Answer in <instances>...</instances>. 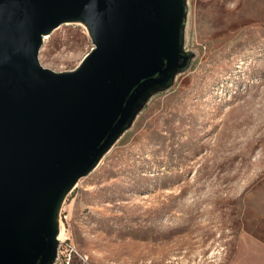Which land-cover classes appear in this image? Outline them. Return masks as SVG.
<instances>
[{"label":"rangeland","instance_id":"rangeland-1","mask_svg":"<svg viewBox=\"0 0 264 264\" xmlns=\"http://www.w3.org/2000/svg\"><path fill=\"white\" fill-rule=\"evenodd\" d=\"M93 47L65 22L40 64ZM188 66L61 199L53 264H264V0H186Z\"/></svg>","mask_w":264,"mask_h":264},{"label":"water","instance_id":"water-1","mask_svg":"<svg viewBox=\"0 0 264 264\" xmlns=\"http://www.w3.org/2000/svg\"><path fill=\"white\" fill-rule=\"evenodd\" d=\"M185 15L186 0H0V264H53L63 191L188 66ZM75 21L91 50L43 67V38Z\"/></svg>","mask_w":264,"mask_h":264},{"label":"bare ground","instance_id":"bare-ground-1","mask_svg":"<svg viewBox=\"0 0 264 264\" xmlns=\"http://www.w3.org/2000/svg\"><path fill=\"white\" fill-rule=\"evenodd\" d=\"M73 185H75V183H73L70 187H68L67 189H65L64 191H63V195L68 191V189H70ZM63 197V196H62ZM60 199H62V198H60ZM61 201V200H60ZM59 201V202H60ZM57 214H58V212H57ZM57 214H56V210H55V213H54V217H53V222H54V224H55V226L57 227V230H56V233H55V236L56 237H58L59 235H60V233H61V228H60V226H59V219H58V216H57ZM59 215V214H58ZM57 217V218H56Z\"/></svg>","mask_w":264,"mask_h":264}]
</instances>
